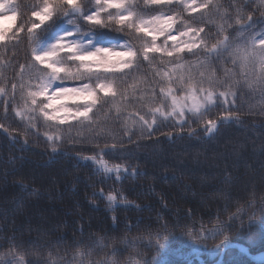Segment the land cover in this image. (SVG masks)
<instances>
[{"label":"clouds","instance_id":"clouds-1","mask_svg":"<svg viewBox=\"0 0 264 264\" xmlns=\"http://www.w3.org/2000/svg\"><path fill=\"white\" fill-rule=\"evenodd\" d=\"M0 264H264V0H0Z\"/></svg>","mask_w":264,"mask_h":264}]
</instances>
